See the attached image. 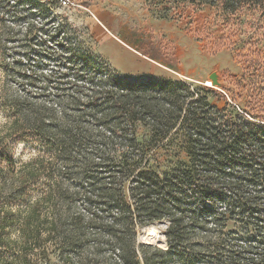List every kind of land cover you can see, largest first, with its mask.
Here are the masks:
<instances>
[{
  "label": "rangeland",
  "instance_id": "1",
  "mask_svg": "<svg viewBox=\"0 0 264 264\" xmlns=\"http://www.w3.org/2000/svg\"><path fill=\"white\" fill-rule=\"evenodd\" d=\"M223 20L209 6L174 0H68L67 5L62 0H0V153L14 162L2 164L0 170L7 184L4 212L24 214L29 203L53 187L62 193L64 204L58 202L68 211L70 223L78 217L84 222L71 251L37 264L116 262L107 230L110 209L102 196L107 172L91 173L95 177L90 178L81 173L80 163L65 162L54 150L63 142L74 149L79 128L92 133V145L95 135L105 130L102 86L107 82L101 77L110 79L109 88L128 84L158 98L156 87L164 82H179L200 96L211 88L215 92L208 97L221 108L224 87L245 85L242 75L252 50V83L264 91V15L242 17V23L237 18L227 24ZM214 72L219 86L212 85ZM27 107L36 111L28 126L19 114ZM137 127L139 139L148 138L146 126ZM42 158L50 162L48 169L22 179L26 170L41 165ZM16 220H9L4 234L12 248H0V257L13 262L31 254V245L22 250ZM166 228V221H158L141 228L138 239L167 248Z\"/></svg>",
  "mask_w": 264,
  "mask_h": 264
},
{
  "label": "trees",
  "instance_id": "2",
  "mask_svg": "<svg viewBox=\"0 0 264 264\" xmlns=\"http://www.w3.org/2000/svg\"><path fill=\"white\" fill-rule=\"evenodd\" d=\"M174 1L209 6L226 24L234 18L242 23V17L264 15V0ZM107 78L100 81L108 85ZM242 80L245 85L223 88L221 108L210 101L208 93L215 92L211 88L200 96L179 82H164L156 87L158 98L128 84L118 85L119 89L103 84L105 130L95 135V144L90 143L92 133L79 128L74 149L64 142L54 148L63 161L80 163L83 175L94 178L91 173L107 172L102 196L110 209L107 230L116 251L115 264H264V91L252 83V50ZM35 113L27 107L19 114L28 126ZM138 124L148 129L143 141ZM38 136L45 137L42 132ZM68 151L76 156L68 157ZM43 162L26 170L28 177L22 179L48 169L50 162ZM13 163L11 156L0 153V170L2 164ZM4 181L0 182V248H12L4 234L9 220L18 219L22 250L31 245V254L14 262L0 257V264H37L71 251L84 222L78 217L70 223L68 211L59 204H64L62 193L52 187L29 203L24 214L10 209L5 214ZM158 221L167 222V248L138 239L141 228Z\"/></svg>",
  "mask_w": 264,
  "mask_h": 264
},
{
  "label": "water",
  "instance_id": "3",
  "mask_svg": "<svg viewBox=\"0 0 264 264\" xmlns=\"http://www.w3.org/2000/svg\"><path fill=\"white\" fill-rule=\"evenodd\" d=\"M210 79L213 86H219L221 84L218 80V74L215 72L210 75Z\"/></svg>",
  "mask_w": 264,
  "mask_h": 264
},
{
  "label": "built area",
  "instance_id": "4",
  "mask_svg": "<svg viewBox=\"0 0 264 264\" xmlns=\"http://www.w3.org/2000/svg\"><path fill=\"white\" fill-rule=\"evenodd\" d=\"M62 1H63L64 5H67L68 0H62Z\"/></svg>",
  "mask_w": 264,
  "mask_h": 264
}]
</instances>
